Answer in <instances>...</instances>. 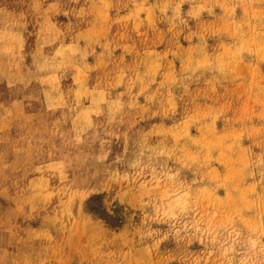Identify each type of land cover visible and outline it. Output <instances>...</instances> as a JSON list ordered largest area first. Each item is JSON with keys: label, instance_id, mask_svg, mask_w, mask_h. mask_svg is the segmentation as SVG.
<instances>
[{"label": "rangeland", "instance_id": "rangeland-1", "mask_svg": "<svg viewBox=\"0 0 264 264\" xmlns=\"http://www.w3.org/2000/svg\"><path fill=\"white\" fill-rule=\"evenodd\" d=\"M0 264H264V0H0Z\"/></svg>", "mask_w": 264, "mask_h": 264}]
</instances>
